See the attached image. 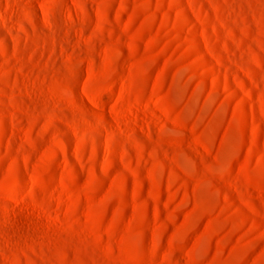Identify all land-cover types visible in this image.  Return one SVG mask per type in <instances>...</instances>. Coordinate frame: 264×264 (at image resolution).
Returning a JSON list of instances; mask_svg holds the SVG:
<instances>
[{
  "label": "rangeland",
  "instance_id": "1",
  "mask_svg": "<svg viewBox=\"0 0 264 264\" xmlns=\"http://www.w3.org/2000/svg\"><path fill=\"white\" fill-rule=\"evenodd\" d=\"M0 264H264V0H0Z\"/></svg>",
  "mask_w": 264,
  "mask_h": 264
}]
</instances>
